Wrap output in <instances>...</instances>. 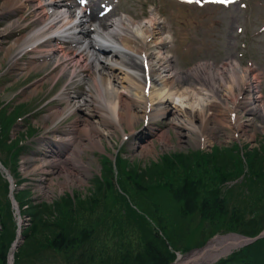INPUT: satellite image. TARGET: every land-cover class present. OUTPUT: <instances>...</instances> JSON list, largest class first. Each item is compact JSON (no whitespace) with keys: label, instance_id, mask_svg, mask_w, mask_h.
Wrapping results in <instances>:
<instances>
[{"label":"bare ground","instance_id":"1","mask_svg":"<svg viewBox=\"0 0 264 264\" xmlns=\"http://www.w3.org/2000/svg\"><path fill=\"white\" fill-rule=\"evenodd\" d=\"M68 2V0H4L0 12L16 4L17 7L27 10V6L33 4L29 12L31 17H37L39 21L43 15L46 16V20L40 21L37 29L28 34L34 42L30 40L25 46L21 45L20 50L33 44L38 46L49 40L74 43L73 51L82 54L84 58L77 59L76 55L70 58L63 54L56 57L55 54L61 47L51 49L52 62L55 61L54 68L58 69L57 74L51 78L56 77L59 80L62 77H69L72 80L85 71L92 72L93 77L89 78L86 75L82 78L86 85L82 94L76 95L74 91L63 88L56 96L63 105L55 106L50 116L45 115V123H53L54 120L62 121L78 111L84 114V119L76 118L74 122L76 126L71 124L67 130L66 134H70L71 138L64 140L72 165H80V154L84 149L103 150L101 139L111 135V126L121 132L126 126L129 130L128 136L133 139L140 133L151 138L158 132L157 128L154 129L152 126V122L166 118L176 135L183 140L185 138L186 142L183 143L199 146L202 144L200 139H203L205 146L210 140H218V136L221 135L218 118L223 117V110L227 109L229 115L235 111L241 102H238L241 94L247 92V96L241 102L245 115L259 111L260 115L264 116V103L260 104L259 96L255 94L259 81H256L257 78L252 76L249 69H243L235 58L226 59L219 65L202 62L189 69H180L174 56L165 51L171 34L163 30L166 22L157 10L151 8L149 15L142 20H134L125 13L117 14L113 18L109 13L103 19H98L95 16L86 17L84 14L86 7L79 9L78 5L72 2L68 6ZM49 10H52L51 14H47ZM17 22L18 19L8 26L14 28ZM92 26L95 28L93 33ZM11 46L16 51L19 49L16 43ZM93 46L101 48L102 52L96 53ZM9 48L10 46L3 50L7 52ZM143 56L150 68L149 83H145L144 67L141 62ZM45 58L46 56L37 64L29 61L23 64V67L29 70L35 66H46L49 62ZM20 65L18 62L13 70L18 72ZM177 82L181 83L180 87L176 86ZM147 89L148 95L144 93ZM34 91L35 88H31L29 93ZM217 95L221 96V101L217 99ZM138 115L141 119L148 116L149 122L145 130L147 133L137 134L134 131ZM229 115L227 117L232 124ZM79 122L84 124L81 128L78 127L81 125H78ZM251 123L252 121L248 120L241 124L248 127ZM75 127L78 129L77 132L73 129ZM238 127L239 131H243L240 124ZM122 136L127 135L123 133ZM168 139L169 132L165 129L161 144L167 145ZM82 142L85 144L82 145ZM138 149V154L154 153L153 147L149 148L144 144ZM57 171V178H64V182H60V188L62 185L76 186L71 171L65 169L63 164ZM45 189L40 188V193H45L47 190ZM18 222L21 223L20 219ZM241 242V238L234 235L216 238L205 247V250L180 256L174 264H211L232 251L235 247L233 244Z\"/></svg>","mask_w":264,"mask_h":264},{"label":"trees","instance_id":"2","mask_svg":"<svg viewBox=\"0 0 264 264\" xmlns=\"http://www.w3.org/2000/svg\"><path fill=\"white\" fill-rule=\"evenodd\" d=\"M17 113L10 116H6L3 111L0 113V146L10 152L11 159L20 151L16 142L10 146L6 144L10 124ZM219 149L214 147L211 152L195 150L184 154H166L160 164H154L153 168L143 171L142 175L136 169L128 172L127 179L132 186L128 189L141 207L143 215L129 208L124 197L112 196L110 183L104 189L98 181L97 193L89 199H78L74 204L67 197L55 205L54 211H58V217L54 222L43 221L41 230L45 232H41L42 240L35 238L36 234L33 233L41 219L37 218L36 212L29 211L33 218L32 227L23 232L24 243L27 240L26 247L21 249L23 243L16 251L14 264H53L57 263V257L61 258L63 264H170L175 257L174 253L158 235L156 228L163 232L175 251L184 247L186 251L189 247H199L217 231L220 214L224 210L205 207L209 205V189L229 179L238 178L244 172L243 160L234 150ZM247 155L246 166L250 174L246 181L251 199L264 192V182L253 179L256 175L264 179V173L256 172L253 167L254 160L262 161V154L255 151ZM2 163L7 165V161ZM107 174H110V170ZM144 176L148 178L144 179ZM8 192V182L0 175V264H7L10 244L15 238L16 224ZM202 192L206 194L204 198ZM178 201L194 205L196 209L202 203V208L179 212L174 208ZM101 204L103 213L97 209ZM36 210L42 213V208ZM232 214L231 219L224 221L229 225V230L253 238L264 229V199L254 200L251 205H244L243 209L234 208ZM198 217L209 224L210 235L194 246L189 243L184 245L186 241H192L189 238L191 232L187 222L182 226L180 222L184 218L194 220ZM177 223L178 231L175 227ZM217 264H264V239L243 247Z\"/></svg>","mask_w":264,"mask_h":264},{"label":"rangeland","instance_id":"3","mask_svg":"<svg viewBox=\"0 0 264 264\" xmlns=\"http://www.w3.org/2000/svg\"><path fill=\"white\" fill-rule=\"evenodd\" d=\"M243 4L244 6L241 7ZM151 7L157 9L166 22L168 27L167 31L171 34L172 38L170 46L165 51L174 56L176 65L180 69H189L195 65V63L202 61L221 64L226 59L235 58L244 69H253V67H255L252 71L260 78L261 93L264 96V31L261 29V26L264 25V0H240L226 7H219L214 4H207L199 7L196 3L188 4L184 1L175 2L173 0H120L117 11L114 12L113 16L125 13L131 16L134 20H142L149 15ZM19 13L20 11H17L16 17L19 16ZM25 15L26 14L22 12V16L24 17ZM45 19L46 17L43 16V19L40 20L45 21ZM12 20H14L12 16H9L5 20H0L1 32L7 33L4 38V48L9 47L19 34L27 33L28 30L31 31V29L36 28L39 23H32L30 22L31 19L27 21L22 19L21 25H17L16 28L10 29L8 28V24ZM238 29H240V31ZM52 44L54 43H51V41L48 42V44H43V46L40 47V51L49 50V48L54 49L56 45L52 46ZM59 51L61 52H59L56 57H61L63 54L72 58L76 53V51L73 50L72 52L69 51V48H67V50L61 49ZM13 53L14 51L12 50H7V53L5 54L3 51H0V98L3 101L9 99L12 100L14 98L15 102L17 99H20L22 102L29 103V113L36 110L43 114L51 113L53 110L49 111V109H53V107L62 104L56 96L61 93L60 91L63 90V88L72 92L74 91L76 95H80L86 88L85 81H83L82 78L86 75L89 78L93 77L89 71H85L83 74L77 75L72 80H70L69 77H62L59 80H57L56 77L51 78L52 75L57 74L58 72V69H55L53 65L55 62L49 63L42 68L40 67L38 69L39 72L30 70V72L34 74H31L30 72L27 73L26 71L23 73L21 68H18V72L20 71L19 75L18 72L10 73L8 70L10 69L12 62H14V66H17L18 62L21 63L19 59H14ZM240 55L243 57L240 58ZM249 63H252L253 67H247V64ZM19 76L20 78H18ZM176 86L180 87L181 83L177 82ZM8 87L13 88L7 90ZM31 88H35V91L29 93ZM217 99L221 101L222 98L220 95H217ZM222 103L224 102H221V104ZM237 109L239 110L237 113V110L232 112L236 114V119L239 117L244 119L251 117L252 123L250 127L242 133L241 137L235 136L237 135L236 132L229 126V120L227 117L228 111L223 110L224 118L222 116H218L219 118L217 117L220 119L219 124L222 132L221 135L218 136V140L216 141L210 140L203 149L197 145L194 146L193 144L190 145V143H183L185 138L184 140L179 138L176 135L175 130L170 128L168 120L161 119V121H154L152 123V126L156 127L161 132H158L157 135L149 139L144 138L145 145L149 148H154V153L152 155L142 152L141 155H139L137 151L133 150V146L136 143L134 144L132 142L129 143V141H124L121 137L122 132H119L111 126V135L108 138L103 137L101 139L104 146L103 151H83L80 156L82 159H86L87 156H90L92 169L97 170L98 166L100 169V165L103 169L108 166V161L102 159V154H106L107 156L111 155L110 157L113 159L115 157L114 152H116L117 155L122 154L124 157L129 158L130 162L134 165H137V173L142 175L144 170L142 171L140 168L143 167L144 169L145 166L153 168L155 161L161 162V159L166 154H184L190 150L195 151V149L204 151L208 150L211 152V150L217 145L221 146L219 147V150L221 151H223V148L229 146V148L234 149V152L237 155H239V152H242L240 150L242 148L248 150V153L250 152L254 154L255 151H257L255 148L260 149L261 146H264V116L260 115L259 111L245 115V112L243 113L241 108ZM139 115L134 127V131L138 133L145 132L142 127L143 120L141 117L139 118ZM78 117L84 119L82 113L76 112L61 122H55L58 133L71 125ZM109 122L111 121L109 120ZM195 124L197 125L198 122L196 121ZM165 129L169 132V139L167 140L168 144L163 146V144H161V137L163 135L162 130ZM123 130L125 134L129 133L126 128ZM130 139L131 137L129 140ZM83 144H85V142ZM6 152L7 149L0 146V159H2L3 162V157H5ZM260 159H262L261 162L254 160L253 167L257 170L256 172L264 173V156ZM116 165L117 169L122 174L125 167L122 160H118ZM10 166L12 168L14 163ZM243 171H246L244 166ZM95 177V174H90L84 182L79 178L75 179L76 186H71L70 188L72 189L73 194H75L77 200H87L91 195L93 196L95 195L94 193H97V188L92 183ZM147 178V176H144V179ZM60 180H62V178H60ZM121 180H123V178H121L120 181ZM106 181L109 182L108 177H106ZM52 183L54 192H56V190H61L60 194H56L57 197L53 199L55 202L58 201L57 203H59V199L61 197L65 198L64 195L67 194V191L70 188L67 187L61 189L57 183L55 184V181H52ZM119 184L122 186V183ZM117 190L118 193L122 192L120 189ZM123 194L125 195V193ZM50 198L51 195L49 197L46 195L42 200L44 202H49L44 203L43 206L36 205L34 208V212L37 213V218L41 219L39 226L33 232L36 234L35 238H40L41 235L43 236L41 232H45L44 230H41L43 229V221L47 222V220H49L54 222L58 217V211H54L56 204H54L53 200ZM73 203L76 204V202ZM36 208L39 210L42 208V213H39ZM97 209L101 213L104 212L102 204ZM175 210L183 212V205L176 204ZM192 222L195 223V220ZM102 224L103 223H101V226H103ZM31 227L32 223L27 227V231L28 228ZM234 232L237 231L234 230ZM202 236L203 234L199 235V238ZM200 240H204V237ZM198 241L195 242L194 245H196ZM23 243L24 241H22L20 245L22 246ZM26 243L27 240L22 247L20 246L21 249H25ZM234 248H238V246H235Z\"/></svg>","mask_w":264,"mask_h":264},{"label":"water","instance_id":"4","mask_svg":"<svg viewBox=\"0 0 264 264\" xmlns=\"http://www.w3.org/2000/svg\"><path fill=\"white\" fill-rule=\"evenodd\" d=\"M0 170H3V171H6V172H7V170H5V169L3 168L2 165H0ZM262 237H264V231L261 232V234H259V236L256 237V238H253V239L245 238L244 243H251V242H253L254 240H256V239H258V238H262ZM13 245H14V248H15V247L17 246V243H15V244H13Z\"/></svg>","mask_w":264,"mask_h":264},{"label":"snow or ice","instance_id":"5","mask_svg":"<svg viewBox=\"0 0 264 264\" xmlns=\"http://www.w3.org/2000/svg\"><path fill=\"white\" fill-rule=\"evenodd\" d=\"M81 2H84V0H81Z\"/></svg>","mask_w":264,"mask_h":264}]
</instances>
